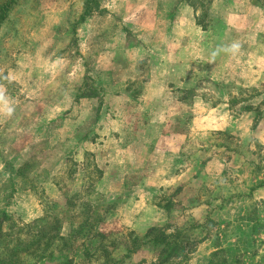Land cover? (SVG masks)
I'll list each match as a JSON object with an SVG mask.
<instances>
[{"label":"rangeland","instance_id":"374dc122","mask_svg":"<svg viewBox=\"0 0 264 264\" xmlns=\"http://www.w3.org/2000/svg\"><path fill=\"white\" fill-rule=\"evenodd\" d=\"M204 1L192 4L199 23L209 28L215 22L208 11L204 18ZM226 1L228 8L237 4ZM86 2L0 0V10L5 6L0 15V214L7 216L0 215L6 234L0 255L8 244L29 251L16 264H264L262 146L226 134H191L186 155L195 156L202 146L226 160L224 174H202L199 180L194 174L188 184L179 183L178 174H162L163 182L155 186L149 183L154 174H144L141 162L129 164L131 174L107 171L120 165L119 133L104 134L102 127L110 126L98 123L97 111L80 110L83 95L99 96V86L108 89L94 65L117 35L141 26L140 6L166 18L179 0H94L92 15L82 19ZM250 2L261 11L248 16L260 24L254 30L261 29L258 54L264 55V0ZM197 37L193 34V43ZM128 42L133 46L135 40L128 36ZM197 57L198 52L187 55ZM135 68L144 77L130 87L138 98L143 86L138 82L150 67L138 62ZM263 85L203 82L195 89L209 105L253 104L257 121L263 118ZM185 119L181 115L172 127L184 132ZM88 223L93 227L87 234H74ZM152 228L178 237L184 250L160 257L161 246L150 242L160 233L149 234Z\"/></svg>","mask_w":264,"mask_h":264},{"label":"crops","instance_id":"0c3cea01","mask_svg":"<svg viewBox=\"0 0 264 264\" xmlns=\"http://www.w3.org/2000/svg\"><path fill=\"white\" fill-rule=\"evenodd\" d=\"M204 2L207 10L203 11H208L215 22L209 28L199 23L192 0H179L166 18L156 10L145 11L142 4L137 12L149 24L146 26L142 21L141 26L122 31L96 61L94 67L100 76L106 77L108 89L99 86L98 97L80 98V110L97 111L98 123L110 126L102 127L104 134L119 133L115 144L120 147V165L107 169L110 174L114 169V174L133 173L132 165L129 166L133 162L143 163L144 174H154L149 183L155 186L163 182L162 174H178L177 181L181 184L194 183V174H198V180L202 174H224L226 160L202 146L195 156L186 155L191 134H226L238 142L254 140L264 148V112L263 118L256 121L253 104L240 107L242 103L219 101L209 105L195 89L196 84L203 82L246 88L264 84V55L258 54L262 47L257 41L262 33L261 29L254 30L260 24L248 16L251 11L259 14L261 11L250 0H237L236 5L230 4L231 8L226 0ZM163 22L167 26L159 29ZM148 33L150 36L144 40ZM195 33L198 37L193 43ZM128 36L135 40L133 46ZM197 52L198 59L187 58ZM138 62L150 70L147 78L138 82L143 86L137 98L130 87L144 79L135 68ZM193 66L199 70H192ZM184 67L190 70L178 72ZM114 74L118 77L112 79ZM183 114L186 125L181 132L172 125ZM98 123L93 128L95 133L100 130ZM193 185L185 187L183 193ZM136 209L143 208L133 210Z\"/></svg>","mask_w":264,"mask_h":264},{"label":"trees","instance_id":"16d2710c","mask_svg":"<svg viewBox=\"0 0 264 264\" xmlns=\"http://www.w3.org/2000/svg\"><path fill=\"white\" fill-rule=\"evenodd\" d=\"M93 3H94V0H87L85 11L81 17L82 19H86L87 17H90L92 15ZM4 9H5V6L0 10V15H2V13L4 12ZM202 11H203V9H202ZM203 16H204V18L205 17L207 18L208 17L207 12L203 11ZM1 19H2V16L0 17V20ZM202 26L206 27L204 25H202ZM82 97H88V98L89 97H98V95L86 94V95H83ZM0 215H2L3 219L7 218V216L4 213L0 214ZM92 216H94V213H92ZM88 224L89 225L86 224V226H84V228L78 229L76 232H74V234H77L78 236L81 233L87 234L93 227V225L91 223H88ZM151 230H150L149 234H151L153 232H159L160 233V239L150 240V242H152V244L154 246H161V250L159 252L160 257L168 258V257L174 255L176 252L178 253L179 251L184 250L183 246L179 242L178 237L171 239V235H164L165 234L164 231L156 230L155 228H152ZM3 236H6V234H4L2 231V226H1V221H0V245H3V242H4V241H2ZM75 236L76 235H72L70 237V239L73 241H77L78 237H75ZM93 237H95V236L92 235V238ZM138 242H140V240H138V239L134 240L135 245H137ZM5 247L6 248H3L2 251L6 252V254L0 255V264H16L15 262L17 261V257L20 256V254H27L29 252L26 248H21L20 245H14V246L9 248V246L7 244V246H5ZM21 249H22V252H24V253L19 252V251H21ZM82 249L84 250L85 246Z\"/></svg>","mask_w":264,"mask_h":264},{"label":"clouds","instance_id":"9594fccd","mask_svg":"<svg viewBox=\"0 0 264 264\" xmlns=\"http://www.w3.org/2000/svg\"><path fill=\"white\" fill-rule=\"evenodd\" d=\"M234 47H235V46H234ZM11 111H12V109L9 108V109H8L9 114H11Z\"/></svg>","mask_w":264,"mask_h":264}]
</instances>
